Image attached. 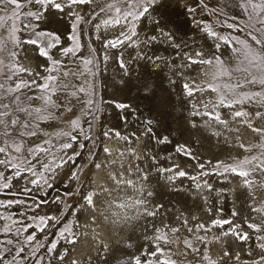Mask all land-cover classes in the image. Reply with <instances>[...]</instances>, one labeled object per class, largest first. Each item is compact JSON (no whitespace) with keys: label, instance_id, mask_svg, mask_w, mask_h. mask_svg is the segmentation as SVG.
Returning a JSON list of instances; mask_svg holds the SVG:
<instances>
[{"label":"snow or ice","instance_id":"snow-or-ice-1","mask_svg":"<svg viewBox=\"0 0 264 264\" xmlns=\"http://www.w3.org/2000/svg\"><path fill=\"white\" fill-rule=\"evenodd\" d=\"M161 2L0 0V264H79L71 254L81 237L88 234L82 229L91 228L98 217L109 220L106 213H111L113 224L158 221L145 226L142 238L146 243L139 244L135 253L115 256L108 243L94 236L97 258L106 261L113 256V264H241L240 252L230 253L227 249L249 240L253 244L243 264H264V0H227L218 7H210L207 0L185 4L197 30L213 41L209 50L177 43L174 34L161 27L155 17ZM82 6L91 11L81 14ZM227 7L238 8L240 14L229 17ZM53 12L71 20L65 39L59 32L41 27ZM204 12L215 17V23L196 18ZM142 20H148L156 34L141 39L138 28ZM88 24L102 48L89 45L85 56L81 37ZM225 27L230 31L218 30ZM158 40L177 49L176 60L149 55L143 49L135 59L147 60L154 68L161 64L170 67L172 76L182 81V94L189 98V115L193 117L190 125L197 127L195 118H202L201 123L212 135L224 137L226 143L241 151L205 164L187 145L177 144L176 153L196 160L199 171L190 175L177 164L158 167L155 156L138 154L132 147L142 135L159 144L171 142L168 136H155L153 121L147 120L142 131L122 134L110 128L101 130L100 136L124 141V151L115 150L119 157L127 152L134 160L149 159L153 161L150 168L120 163L118 172L107 174L111 188L97 185L94 172L82 180L89 165L102 170L118 163L110 159L113 149L93 135L102 115L93 82L100 65L113 59L109 54L113 49H140ZM222 50L229 53L228 60ZM33 56L43 63L26 67L24 62ZM114 59L127 75L131 61L125 60L123 52ZM186 70L195 75L187 76ZM169 82L175 84L176 80ZM152 87L144 82L142 91L148 95ZM197 93L208 95L195 100ZM110 103L120 110L131 109L124 103ZM122 119L127 121L126 116ZM241 129L257 142L242 140ZM97 149L104 154V161L97 162ZM153 170L157 174L170 173L164 176L169 182L183 177L193 181L195 197L206 205L204 190L218 191L221 196L234 190L214 189L203 177L215 175L229 184L239 179L248 215H244L242 206L240 212L232 210V218H222V209L214 211V205H208L204 208L207 219L191 215L190 220L183 212L170 216L164 204L153 203L154 191L149 182ZM61 175L67 177L66 189L70 182L74 186L49 199V190L55 189ZM127 189L135 196L110 199L113 192ZM44 209L47 211L41 214ZM86 212L92 213L91 223L81 224L79 216ZM213 229L219 234L210 235ZM222 241L221 255L213 259L209 244ZM132 247L130 238L125 248Z\"/></svg>","mask_w":264,"mask_h":264},{"label":"bare ground","instance_id":"bare-ground-1","mask_svg":"<svg viewBox=\"0 0 264 264\" xmlns=\"http://www.w3.org/2000/svg\"><path fill=\"white\" fill-rule=\"evenodd\" d=\"M166 1H168L167 4L161 3V6H158L156 10L158 14H166V20L162 17L161 21V18L158 16L160 26L173 33L177 43H181L182 45L187 44L189 48L194 49L197 44L196 40H199L203 45L201 47L208 50L210 44L206 42L207 40H210V38L205 39L204 34L199 31H191V28L188 27L189 24L187 25V23H184L185 21L180 18L179 20L176 17L175 20L173 19L177 13L171 8H173L178 1L180 2V0ZM179 6H181V4ZM90 11L91 10L89 9V12ZM172 19L174 22L170 23L172 22ZM47 24L51 28L62 29L67 24V16L61 18V14L53 12L49 15ZM153 28L154 26L149 21L142 20L138 28L141 39H143L145 35L156 34L153 32ZM91 44L98 50L102 48L101 41L95 39L93 29L91 31ZM211 44H213V42ZM125 48L126 50H124ZM120 49L127 51L124 58L126 61H131L128 66V74L125 75L119 64L115 62V55L112 52L116 50L113 49L109 53L113 56V59L100 65L101 71L94 79L98 85L100 84V95H105L104 97L106 99L104 110L105 115H103L104 124L108 128H115L123 134L131 133L133 131H142L145 126L144 122L151 120L153 121L152 127L155 131L154 134L159 136H167L166 134L171 135V139L169 138L171 142L166 144H159L156 140L148 136H140L139 142H133L132 144V147L136 149L138 154L155 156L157 158L155 163L158 167L168 168L173 164H177L188 171L191 175L199 170L196 168L197 161L182 154H177L175 151L177 144L187 145L193 155L205 164H207L208 161L213 162L216 160L228 159L230 156H235L237 152L241 151L230 143H226L224 137H216L212 135L211 130L204 127L201 123L202 118H195L198 125L197 127H192L190 125L189 121L192 120L193 117L189 115V98L182 94V81L177 80L175 76H172L170 67L161 64L160 68H154L147 60L135 59L137 52L143 49L147 51L149 55L155 53L166 57L169 61H174L177 59L175 55L177 49L170 47L167 43H161L160 40L152 44L141 45L140 49L130 47H122ZM82 51L85 52L84 49H82ZM212 51H214V49H212ZM27 62L36 63L37 66V64L40 63V60L38 57L33 56L27 60ZM186 75L194 76L195 74L188 73L186 70ZM170 79L176 80V83H170ZM144 82H148L153 86L148 95H145L142 91V85ZM202 95L207 96L208 94L197 93L195 100H199ZM195 100L193 102H195ZM110 102L124 103L130 106L132 105L135 108L137 107L139 114H131V116H129V113L127 112V121H125L121 116L118 117L119 113L115 111L117 108ZM140 107L142 109H140ZM124 110H120V112L122 111L123 113L125 112ZM241 138L246 143L257 142L255 137L244 129H241ZM101 140L106 146L113 149V155L110 159H117L118 163L117 165L109 164L107 168L102 170L94 169V179L97 185L111 188L112 183L108 180L107 174L108 172H118L120 163L125 165L139 164L145 169L150 168L153 163V161L149 159H144L142 162L134 160L127 152H124L122 158L119 157L115 150L119 149L120 151H124L127 147L124 141L115 139L108 140L103 137ZM173 151L176 153V157L173 155ZM169 157H171V159H169ZM104 160L105 156L102 151L99 150V161L97 162ZM182 161L185 162L184 165H182ZM165 175H170V173L157 174V172L153 170L150 174L149 182L151 184V189L154 191L153 203L164 204L165 208L170 210V216L174 212H183L190 220L191 215L207 219L204 208L208 205H214V211L222 209L219 213L222 218H232V210L235 209L237 212H240L242 206L244 208V215H248L246 210L247 204L245 203V190L239 186V179H234L233 182L229 184L224 182L223 178H217L215 175L203 177L202 179H207L212 183L214 189L234 190L226 191L223 196H221L218 191L208 192L207 190H204L203 195L208 197V205H206L203 200L195 197L196 190L194 189L193 181L183 177L176 179L174 182H169L164 179ZM63 176L64 175H61L57 182H60ZM125 196L134 197L135 193L131 189H127L124 192H113L110 199L119 200ZM103 199H105V197L99 198V200ZM101 207H105V205H101ZM43 211H47V209L42 210L41 214H43ZM106 214L109 215V220H104L103 217H98L96 222L92 224L91 228L82 229V231H86L88 234L81 237L75 247V251L71 254L72 258L79 261V264H113V256H109L106 261L97 258V253L95 251L97 241L93 239L96 235H98L99 240H102L111 246L112 252L115 256L123 255L126 252L135 253L139 244L146 243L142 238V234L145 231V226L150 224V219H142L130 224H113L111 213ZM91 215V212H86L80 215V223H91ZM233 219L236 220L237 223L239 222L238 218ZM225 228H227V226H225ZM147 230L150 234V228ZM212 234L218 235L219 231L213 229V232L210 233V235ZM130 238L133 247L127 249L125 248V244L129 242ZM225 239L230 242L233 238L227 237ZM252 244L253 241L249 240L246 244H234L228 247L227 250L230 253L239 251L241 258L246 259L247 249ZM223 245L224 241L220 244H209V253L212 258L217 259L221 255Z\"/></svg>","mask_w":264,"mask_h":264},{"label":"rangeland","instance_id":"rangeland-1","mask_svg":"<svg viewBox=\"0 0 264 264\" xmlns=\"http://www.w3.org/2000/svg\"><path fill=\"white\" fill-rule=\"evenodd\" d=\"M188 1H190L192 4L194 3L195 4V1L194 0H180V2L178 1V5L176 4L173 8H171L172 10H174V11H176V15L174 16V20H175V17L179 20V18L181 19V20H183V21H185L184 23H187V25H188V27H190L191 28V31H193V32H196V31H198L197 30V28L195 27V25H194V23H193V20H192V18L190 17V15L189 14H187L186 13V11H185V8H184V5L185 4H189L190 2H188ZM97 2L98 3H102L103 2V0H97ZM167 2L168 1H166V0H162V4L164 3V4H167ZM207 2H208V4H209V6L210 7H218V6H224L225 5V3L227 2V0H219V4L217 3V0H207ZM181 4V6H179L180 4ZM183 3V4H182ZM158 6H161V4L160 5H158ZM94 7V6H93ZM182 8V9H181ZM88 9V10H87ZM89 9L91 10V8H88V6H82L81 7V9H79L80 11H81V14H84V11L85 10H87V11H89ZM97 11H98V9H97ZM225 11L228 13V16L229 17H231V16H234V15H238V14H240V10L238 9V8H236V7H227L226 9H225ZM185 13V14H184ZM205 13V14H204ZM204 13H202V14H198V16L196 17L197 19H202V20H204V21H206V22H211V23H215V17H213V16H211V15H209V13H207V12H204ZM161 14V13H160ZM158 14L157 12L155 13V17H157V19H159L158 18V16L161 18V21H162V17H164L163 19H165V17H166V14ZM187 14V15H186ZM179 15V16H178ZM201 16V17H200ZM190 17V18H189ZM48 19H49V17H48ZM172 19V22H170V23H173L174 22V20ZM191 19V20H190ZM166 20V19H165ZM48 21V20H47ZM47 21L46 22H44L43 24H41V27L42 28H46V29H48V30H50V31H55V32H59L60 34H61V36H62V39H65L66 38V36L68 35V33H69V31H70V29H69V24L71 23V20H70V18H68L67 17V24L62 28V29H55V28H51L48 24H47ZM146 21V20H145ZM148 21V20H147ZM141 22V21H140ZM189 22V23H188ZM191 25V26H190ZM162 27V26H161ZM187 27V26H186ZM187 27V28H188ZM194 27V28H193ZM218 30H220V31H222V32H224V33H227L228 31H230L229 29H227L226 27L225 28H218ZM91 31H92V26H91V24H88V25H85L84 26V34L82 35V38H81V43L82 44H86L85 46V52H84V55L85 56H87L88 55V51H87V47L90 45L91 47H94V46H92V44H91ZM187 31V30H186ZM200 32V31H199ZM202 33V32H201ZM204 34V33H203ZM196 40V39H195ZM84 42V43H83ZM196 42H197V44L195 45V47H194V49L197 47V45H199V46H203L202 45V43L198 40H196ZM213 41L210 39V40H207V42L206 43H209L210 44V46L208 47V50L211 48V46H212V43ZM124 50H126V48L124 49ZM223 51V55H224V59L225 60H228V58H229V53L226 51V50H222ZM118 52H123V55H125V53L127 52V51H123L122 49H120V50H116V51H114V52H112L115 56L118 54ZM39 60H40V63H43V61L39 58ZM24 64H25V66L26 67H35L36 66V63H28L27 61H25L24 62ZM99 73V72H98ZM97 73V74H98ZM94 82V85H95V89H96V92H97V100H98V102L100 103V107H101V110H102V115H101V117H100V119H99V121L96 123V125H95V128H94V131H93V135H95V136H97L100 140L102 139V137L100 136V132H101V130H108V129H110V128H108L104 123V118H103V115H105V112H104V110H105V104H106V99H105V95L103 96V94L102 95H100L101 94V91H100V84L98 85V83L97 82H95V81H93ZM132 106V105H131ZM131 108H133V109H127V110H124L125 112H123L122 113V111L120 112V109H118V111H117V109L115 110L116 112H118L119 113V115H118V117H120L121 116V118L122 117H124V115L126 116V114H127V112L129 113V116H131V114L134 112L135 114H139V110L137 111V107L135 108L134 106H132ZM140 109H142L141 107H140ZM130 110V111H129ZM134 110V111H133ZM136 110V111H135ZM122 115H121V114ZM125 113V114H124ZM124 114V115H123ZM121 120V119H120ZM162 132V131H161ZM154 133H155V131H154ZM166 134V133H165ZM154 135H156V134H154ZM170 139H171V135L170 134H166ZM156 136H158L159 137V135H156ZM89 147H91L90 145H89ZM97 151L99 152V149H97ZM155 155H157V154H155ZM173 155L176 157V153L173 151ZM87 158H88V153L87 152H85L84 153V159L85 160H87ZM84 161H81V163H83ZM182 165H184V163L185 162H183L182 161ZM213 163H215V161H213ZM187 164V163H186ZM185 164V165H186ZM199 171V170H198ZM197 171V172H198ZM89 172H94V168H92L91 167V165H89V167L85 170V172L83 173V175H82V180H84V179H87L88 178V175H89ZM197 172H195V173H193V174H191V175H195ZM95 178V177H94ZM66 182H67V177L64 175L63 176V178H62V180L60 181V182H57L56 183V185H55V189L54 190H49V193H50V195H49V199L51 198V197H54V196H56L58 193L59 194H61V195H63V192L65 191V190H69V189H71L73 186H74V182H70V183H68L67 184V189H66V187H65V185H66ZM68 202H74L73 200H69ZM54 207V206H53ZM152 222H158V221H150V223H152ZM214 259V258H213ZM245 260V258H241V264H243V261ZM229 264H232V262L231 261H229Z\"/></svg>","mask_w":264,"mask_h":264}]
</instances>
